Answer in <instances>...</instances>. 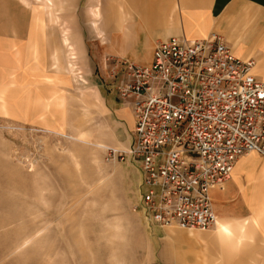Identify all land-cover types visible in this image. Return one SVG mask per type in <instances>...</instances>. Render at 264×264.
Instances as JSON below:
<instances>
[{
  "label": "rangeland",
  "instance_id": "1",
  "mask_svg": "<svg viewBox=\"0 0 264 264\" xmlns=\"http://www.w3.org/2000/svg\"><path fill=\"white\" fill-rule=\"evenodd\" d=\"M52 1L62 14L53 25L49 0H0V14L11 18L0 27L24 48L23 71L46 64L59 74L63 95L3 96L4 107L0 101V264H256L248 220H223L237 233L244 225L239 244L234 236L217 241L215 226L193 232L205 235L198 245L184 237L188 231L160 229L133 211L140 205L142 172L127 155L132 118L129 125L110 110L121 106L108 66L122 58L135 62L161 39L115 36L113 0ZM89 5L104 12L101 34ZM31 28L45 30L44 36Z\"/></svg>",
  "mask_w": 264,
  "mask_h": 264
},
{
  "label": "built area",
  "instance_id": "2",
  "mask_svg": "<svg viewBox=\"0 0 264 264\" xmlns=\"http://www.w3.org/2000/svg\"><path fill=\"white\" fill-rule=\"evenodd\" d=\"M254 62L234 56L217 35L173 36L155 43L148 64L108 66L115 99L133 121L127 155L142 172L140 205L160 229L209 231L237 161L264 158V82Z\"/></svg>",
  "mask_w": 264,
  "mask_h": 264
},
{
  "label": "crops",
  "instance_id": "3",
  "mask_svg": "<svg viewBox=\"0 0 264 264\" xmlns=\"http://www.w3.org/2000/svg\"><path fill=\"white\" fill-rule=\"evenodd\" d=\"M49 1L50 20L53 25L62 14L55 12L58 10L55 9L53 1ZM113 1L114 9L116 7L115 36H148L161 40L184 36L189 40H201L215 34L230 47L235 57L243 61L252 60L254 62L252 74L264 82V0ZM88 12L91 20L99 22L97 27L94 25V29L101 34V28L105 27L104 12L99 5H89ZM6 19L9 17L0 14V21ZM64 28L66 44L70 46L68 44L70 30L67 25ZM29 31L41 32L44 36L45 30L31 28ZM31 49V60L37 67L39 56L35 44ZM69 51L76 54L78 60H82L77 52L71 49ZM152 52L153 50H148L141 57H133L135 61L133 63L148 64L152 59ZM24 57L25 52L20 41L15 39V35L0 27V101L3 102L1 106L4 107L3 96H63L59 93V74L57 72L53 74L51 70L49 72L45 67L46 64L35 69L34 73L23 71ZM54 62L60 66L58 60ZM65 68H70L68 63ZM11 82L30 84L33 88L31 87L28 92L19 88L18 91H13ZM6 88L9 89L8 92ZM43 100L42 98L40 101ZM104 101L106 102V98ZM122 107L110 108V110L118 118L126 116L130 125V112ZM211 198L217 216L215 239L224 244V240L230 241L236 237L235 244H239L245 236L244 225L239 226L240 232L237 233L224 221L232 223L236 220H248L255 236V241L249 243L253 259L256 264H264V158L250 154L240 158L230 180L222 190H213ZM173 229L175 228H169V231L172 232ZM184 237L194 244L202 245L205 235L188 231ZM225 244L230 245V242ZM246 245L244 241V247Z\"/></svg>",
  "mask_w": 264,
  "mask_h": 264
},
{
  "label": "bare ground",
  "instance_id": "4",
  "mask_svg": "<svg viewBox=\"0 0 264 264\" xmlns=\"http://www.w3.org/2000/svg\"><path fill=\"white\" fill-rule=\"evenodd\" d=\"M25 3V2H24ZM29 3V1H28ZM60 68V67H59ZM216 224H217V221H216ZM216 226V225H215ZM167 228H175V227H167ZM180 230V229H179ZM191 232H194V231H191Z\"/></svg>",
  "mask_w": 264,
  "mask_h": 264
}]
</instances>
